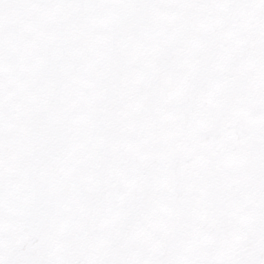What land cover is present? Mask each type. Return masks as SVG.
I'll list each match as a JSON object with an SVG mask.
<instances>
[{
	"label": "snow or ice",
	"instance_id": "snow-or-ice-1",
	"mask_svg": "<svg viewBox=\"0 0 264 264\" xmlns=\"http://www.w3.org/2000/svg\"><path fill=\"white\" fill-rule=\"evenodd\" d=\"M0 264H264V0H0Z\"/></svg>",
	"mask_w": 264,
	"mask_h": 264
}]
</instances>
